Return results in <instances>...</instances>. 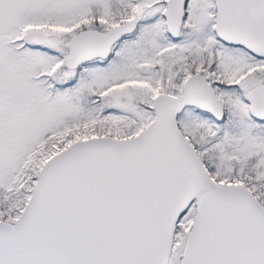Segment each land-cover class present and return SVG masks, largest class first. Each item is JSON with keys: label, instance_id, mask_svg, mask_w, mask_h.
I'll return each instance as SVG.
<instances>
[{"label": "snow or ice", "instance_id": "obj_1", "mask_svg": "<svg viewBox=\"0 0 264 264\" xmlns=\"http://www.w3.org/2000/svg\"><path fill=\"white\" fill-rule=\"evenodd\" d=\"M0 264H264V0H0Z\"/></svg>", "mask_w": 264, "mask_h": 264}]
</instances>
